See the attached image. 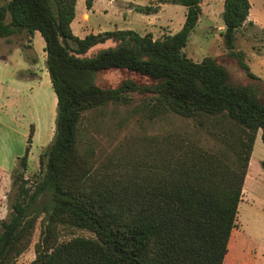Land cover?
<instances>
[{
    "label": "trees",
    "instance_id": "trees-1",
    "mask_svg": "<svg viewBox=\"0 0 264 264\" xmlns=\"http://www.w3.org/2000/svg\"><path fill=\"white\" fill-rule=\"evenodd\" d=\"M77 1L0 0V38L40 34L56 97L54 136L39 156L42 174L34 186L23 176L32 133L16 161L21 171L13 174L10 218L0 222V264H17L41 215L44 227L30 264H223L259 131L264 144V82L241 54L238 63L250 79L245 85L233 84L212 58L194 64L182 54L202 0H158L183 6L186 14L177 33L157 40L129 30L80 39L71 30ZM94 1L85 0L87 10ZM249 10L248 0H224L229 49ZM106 42L114 48L83 57ZM108 70L135 73L150 84L125 80L100 88L96 78ZM130 94L149 95V116L192 120L220 144L207 149L169 133L141 139L137 151L130 150L133 158L116 153L98 161L83 139L82 121L108 104H128ZM71 229L93 237L60 241V231Z\"/></svg>",
    "mask_w": 264,
    "mask_h": 264
},
{
    "label": "rangeland",
    "instance_id": "rangeland-1",
    "mask_svg": "<svg viewBox=\"0 0 264 264\" xmlns=\"http://www.w3.org/2000/svg\"><path fill=\"white\" fill-rule=\"evenodd\" d=\"M248 1V18L235 31L233 49H229L222 21L224 0H202L197 24L182 49L186 59L199 64L206 58H212L224 66L233 84L245 85L250 79L238 63L237 54H241L249 71L264 82V0ZM145 7H152L156 12L144 14L136 11ZM185 14V7L159 3L158 0H95L90 10L86 9L85 0H78L71 30L80 39L89 34L129 30L140 36L151 35L157 40L177 33L184 23ZM114 46L112 42L98 44L83 57L91 58ZM44 47L39 33L33 39L24 33L0 38V124L10 129L12 148L22 156L27 138L32 133L27 169L23 173L30 187L42 174L39 156L51 144L55 131L56 97L48 78ZM30 65H36L37 70L29 69ZM35 73L41 79L31 78ZM23 75L30 79L22 81L20 78ZM125 80L150 84L147 78L126 70L101 72L96 84L103 89H113ZM129 98L130 102L126 105L108 104L90 112L82 121L83 139L90 143L98 161L116 153L127 159L133 158L130 150L136 152L141 139H160V136L169 133L186 135L195 144L207 149L220 144L218 138L199 130L192 120L171 115L160 118L149 116L145 106L149 95L130 94ZM7 167L10 175L4 182V188H0V222L10 218L16 192L13 174L21 171L16 163H9ZM42 202L43 199H39L37 205L42 206ZM43 227L44 216L41 215L32 242L17 264H30L34 260V246ZM232 233L223 264H264V144L260 131L253 145L238 205L236 227ZM77 236L93 237L91 233L79 229L60 231L58 237L60 241H65Z\"/></svg>",
    "mask_w": 264,
    "mask_h": 264
},
{
    "label": "crops",
    "instance_id": "crops-1",
    "mask_svg": "<svg viewBox=\"0 0 264 264\" xmlns=\"http://www.w3.org/2000/svg\"><path fill=\"white\" fill-rule=\"evenodd\" d=\"M36 33L38 32L34 33L32 39L35 37ZM29 69H31L34 72L37 70L36 65H30ZM33 75L31 76V78L33 77V78L41 79V77H39L36 73ZM20 79H22V81H27L30 78L26 75H23ZM20 157H22V154H20L18 151H15L12 148L10 129L4 126L3 124H0V188L1 187L4 188V182L7 180V177L10 175L7 164L16 163L17 159Z\"/></svg>",
    "mask_w": 264,
    "mask_h": 264
}]
</instances>
